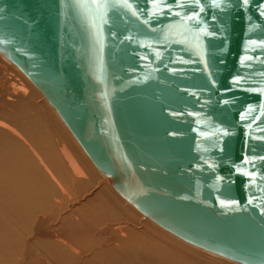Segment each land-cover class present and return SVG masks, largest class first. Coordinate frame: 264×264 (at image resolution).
Listing matches in <instances>:
<instances>
[{"label": "water", "instance_id": "obj_1", "mask_svg": "<svg viewBox=\"0 0 264 264\" xmlns=\"http://www.w3.org/2000/svg\"><path fill=\"white\" fill-rule=\"evenodd\" d=\"M0 54L143 218L264 264V0H0Z\"/></svg>", "mask_w": 264, "mask_h": 264}, {"label": "bare ground", "instance_id": "obj_2", "mask_svg": "<svg viewBox=\"0 0 264 264\" xmlns=\"http://www.w3.org/2000/svg\"><path fill=\"white\" fill-rule=\"evenodd\" d=\"M0 57L4 58L1 54ZM11 66L17 70L12 68L23 83H18L15 91L5 90L4 95L0 88V264H110L125 256L126 248L134 244L135 237L140 236V246L148 249L157 246L159 243H154L141 232L131 233L127 225L118 224L112 229L115 217L112 216L113 210L106 207L102 192L107 190L120 196L91 164L69 132L76 143L77 154L62 137H57L45 111L63 123L23 74ZM36 98L38 103L34 101ZM52 138L58 140H55L58 154L71 175L54 152ZM85 166L100 177L93 192L72 198V194L79 192L78 187L87 183ZM120 200L126 202L121 197ZM49 217L52 220L54 217L56 222L50 227ZM100 220L106 222V230L95 233L93 229L101 226ZM154 228L161 237L175 245L191 246L158 226ZM35 246L39 253H34ZM191 247L208 253L207 256L223 264H238Z\"/></svg>", "mask_w": 264, "mask_h": 264}, {"label": "rangeland", "instance_id": "obj_3", "mask_svg": "<svg viewBox=\"0 0 264 264\" xmlns=\"http://www.w3.org/2000/svg\"><path fill=\"white\" fill-rule=\"evenodd\" d=\"M12 68L14 67H12L11 64L7 60H4V58L0 57V88H1V91H3L2 92L3 95H4L5 90H8L9 92L15 91L16 90L15 86H19L18 83H23L22 78L19 75L17 76L16 73L12 71ZM34 101L36 103L39 102L37 98ZM45 113H47L46 116L51 121L50 122L51 126L53 127L54 125L53 128H54V132L57 135V137L59 138L62 137L63 140L66 142V145L75 151L76 146L74 145L76 143L71 139V137L68 134V131L64 128V126L59 122V120L53 114L49 115V112L47 111H45ZM56 120H58L60 125L57 123ZM55 140L58 141L57 139ZM55 140L54 138L51 139L52 146H54V152L58 155L61 163H63L62 165L66 167V172L68 171V173L71 175L70 169L67 167L66 163L63 161V159L58 154ZM86 169L88 171V180L85 182L87 183H83L82 185H80L78 187L79 192L72 194L71 195L72 198L77 197L79 195L88 194L90 192H93L94 190L93 188L95 187V182L98 181V177H100V175L89 167L88 168L86 167ZM102 193H104V197L106 198V201H107L105 203L106 207H110L113 210L112 216L113 218L115 217V220L111 223L112 229H115V227H117L118 224L122 226L127 225L130 228L129 230L131 233L132 232L136 233L135 231H138L137 233L141 232L143 236L147 238L149 237V239L153 241L154 243H159L154 248L148 249L147 247L140 246L141 245L140 242L142 241L141 239H139L140 236L135 237V240H133L134 244L126 248L125 256H123L119 262H116L115 260L114 262H111L110 264H171L172 262L174 264H179L180 262L181 264H183V262L184 264L185 262L186 264H190V263L192 264H223L221 263V261L219 262L217 260H214V258H210L209 256H207L208 253L206 252H202V251L200 252V250L193 248L191 246H188L186 244H183L182 242L181 243L183 245L181 246L175 245L169 240H167V238L161 237L155 231L154 227L157 228V226H155L151 222L146 221L144 218H142V216L136 213L135 210H132V208L128 204H126V202L121 201L120 197H118L116 194L112 193L111 191L109 192L107 190L106 191L103 190ZM49 218H50V221L48 222L49 223L48 226L50 227L52 225H55L56 222L54 221V217H53V220L51 217ZM99 222L101 226L100 225L95 226V228L93 229L95 233H99L103 229L106 230V227H107V225L105 224L106 222L103 220H100ZM147 223H149L148 224L149 226L147 225ZM36 243L35 245L39 246V244H36ZM115 244L117 245V243ZM34 250H35L34 251L35 254L39 253V249L36 246ZM181 256L183 257L182 259L180 258Z\"/></svg>", "mask_w": 264, "mask_h": 264}, {"label": "snow or ice", "instance_id": "obj_4", "mask_svg": "<svg viewBox=\"0 0 264 264\" xmlns=\"http://www.w3.org/2000/svg\"><path fill=\"white\" fill-rule=\"evenodd\" d=\"M196 2H198V0H196ZM244 3L247 4L248 0H244ZM188 19H195V17H189Z\"/></svg>", "mask_w": 264, "mask_h": 264}]
</instances>
